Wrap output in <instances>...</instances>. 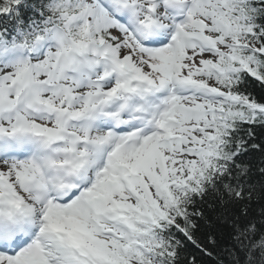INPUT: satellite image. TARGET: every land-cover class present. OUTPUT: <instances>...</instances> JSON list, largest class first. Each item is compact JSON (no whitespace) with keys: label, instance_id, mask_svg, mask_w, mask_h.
I'll return each mask as SVG.
<instances>
[{"label":"snow or ice","instance_id":"snow-or-ice-1","mask_svg":"<svg viewBox=\"0 0 264 264\" xmlns=\"http://www.w3.org/2000/svg\"><path fill=\"white\" fill-rule=\"evenodd\" d=\"M260 133L264 0H0V264H264Z\"/></svg>","mask_w":264,"mask_h":264},{"label":"trees","instance_id":"trees-1","mask_svg":"<svg viewBox=\"0 0 264 264\" xmlns=\"http://www.w3.org/2000/svg\"><path fill=\"white\" fill-rule=\"evenodd\" d=\"M261 136H264V133H260ZM256 159H258V155L255 157Z\"/></svg>","mask_w":264,"mask_h":264}]
</instances>
